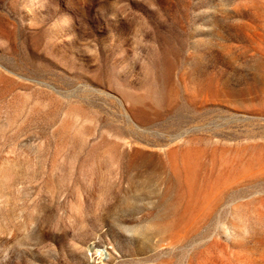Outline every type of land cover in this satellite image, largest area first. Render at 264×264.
<instances>
[{"label": "rangeland", "instance_id": "374dc122", "mask_svg": "<svg viewBox=\"0 0 264 264\" xmlns=\"http://www.w3.org/2000/svg\"><path fill=\"white\" fill-rule=\"evenodd\" d=\"M0 264H264V0H0Z\"/></svg>", "mask_w": 264, "mask_h": 264}]
</instances>
